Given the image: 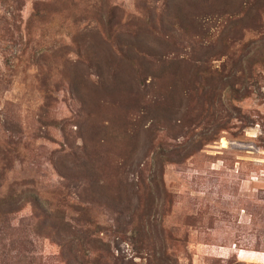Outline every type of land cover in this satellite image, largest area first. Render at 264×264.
<instances>
[{
	"label": "rangeland",
	"instance_id": "obj_1",
	"mask_svg": "<svg viewBox=\"0 0 264 264\" xmlns=\"http://www.w3.org/2000/svg\"><path fill=\"white\" fill-rule=\"evenodd\" d=\"M6 195L0 264H264V0H0Z\"/></svg>",
	"mask_w": 264,
	"mask_h": 264
},
{
	"label": "trees",
	"instance_id": "obj_2",
	"mask_svg": "<svg viewBox=\"0 0 264 264\" xmlns=\"http://www.w3.org/2000/svg\"><path fill=\"white\" fill-rule=\"evenodd\" d=\"M245 56L246 55L240 56L239 62L243 61L245 59ZM141 61H143L145 63L146 62V59H144V57H141ZM223 77L226 78V79L227 78L228 79H231V78H233V75H232L231 71L230 72L228 71L226 74H224L222 76V79H223ZM127 199H128V201H130V198L129 197ZM12 201H13L12 195L2 196L0 198V213H1V208L6 207V206H11L13 204ZM129 210H130V206L128 207L127 211H129ZM44 214H45V217L46 218L44 219L43 224H46L47 220L50 218V215L52 213L49 214L48 212H45ZM121 215H122V213H121ZM145 215H146V212H144L142 214V216H140V218L144 217ZM133 216H134V212H132L131 214L125 215V219L126 218H129V219L130 218H133ZM125 219L121 222V224L122 223H127V221H125ZM118 222L119 221H117L116 224H119ZM50 226H51L52 229H55V225L53 223H51ZM116 228H117L118 232H120V235H123L124 234L125 229H123V227L121 228V226H117ZM63 231H64V228L63 227H60V228L59 227H56V233L57 234H59V232H63ZM135 232H136V237L135 238H131V246L133 245V248L135 250L144 249L145 248L144 247V243L148 240V234H147V231L145 229V226L138 227ZM100 243H102V246L100 245L101 247H98V249L99 250L106 251L107 250V243H103L101 240H100ZM117 251L119 253L120 252V249H117ZM99 261L100 260H98V262ZM122 264H127V263L122 262Z\"/></svg>",
	"mask_w": 264,
	"mask_h": 264
}]
</instances>
